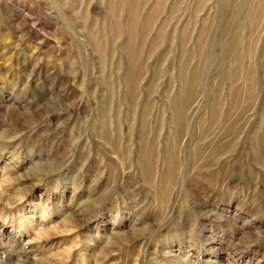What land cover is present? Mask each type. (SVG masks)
I'll use <instances>...</instances> for the list:
<instances>
[{
	"label": "rangeland",
	"instance_id": "374dc122",
	"mask_svg": "<svg viewBox=\"0 0 264 264\" xmlns=\"http://www.w3.org/2000/svg\"><path fill=\"white\" fill-rule=\"evenodd\" d=\"M0 264H264V0H0Z\"/></svg>",
	"mask_w": 264,
	"mask_h": 264
}]
</instances>
